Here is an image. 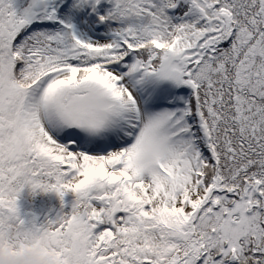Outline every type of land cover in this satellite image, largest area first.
<instances>
[{
	"label": "snow or ice",
	"instance_id": "obj_1",
	"mask_svg": "<svg viewBox=\"0 0 264 264\" xmlns=\"http://www.w3.org/2000/svg\"><path fill=\"white\" fill-rule=\"evenodd\" d=\"M0 264H264V0H0Z\"/></svg>",
	"mask_w": 264,
	"mask_h": 264
},
{
	"label": "rangeland",
	"instance_id": "obj_2",
	"mask_svg": "<svg viewBox=\"0 0 264 264\" xmlns=\"http://www.w3.org/2000/svg\"><path fill=\"white\" fill-rule=\"evenodd\" d=\"M22 212L35 214L41 219L59 210L57 199L53 195H38L34 198L25 196L21 201Z\"/></svg>",
	"mask_w": 264,
	"mask_h": 264
}]
</instances>
